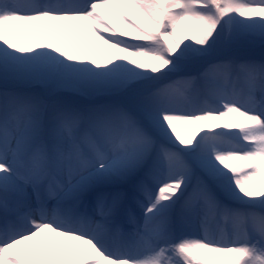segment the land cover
<instances>
[{"label":"snow or ice","instance_id":"obj_1","mask_svg":"<svg viewBox=\"0 0 264 264\" xmlns=\"http://www.w3.org/2000/svg\"><path fill=\"white\" fill-rule=\"evenodd\" d=\"M264 0H0V264H264Z\"/></svg>","mask_w":264,"mask_h":264},{"label":"rangeland","instance_id":"obj_2","mask_svg":"<svg viewBox=\"0 0 264 264\" xmlns=\"http://www.w3.org/2000/svg\"><path fill=\"white\" fill-rule=\"evenodd\" d=\"M249 54L254 57L255 59L259 60L264 56V50H261L259 47H255L250 50ZM3 85L0 84V88H2Z\"/></svg>","mask_w":264,"mask_h":264}]
</instances>
